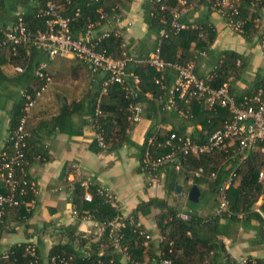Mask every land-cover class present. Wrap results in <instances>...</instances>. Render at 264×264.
Here are the masks:
<instances>
[{"label": "crops", "instance_id": "1", "mask_svg": "<svg viewBox=\"0 0 264 264\" xmlns=\"http://www.w3.org/2000/svg\"><path fill=\"white\" fill-rule=\"evenodd\" d=\"M145 1L133 0L121 20L112 23V27L100 25L93 29L94 33L120 29L128 53L134 58H147L154 49L155 35L148 33L143 21ZM38 8V0H0V30L8 31L17 16H30ZM184 20L188 24L207 21L215 32V39L207 51L195 54V61L191 63L198 78H206L223 54L232 52L239 59L235 61V72L225 86L232 89L230 95L235 103L264 80V51L260 46V36L264 32V8L257 12L255 31L246 35L232 31L222 15L209 12L203 6L189 11ZM116 33L120 32L116 30ZM191 47L194 48L193 45ZM26 54L30 59L25 62L12 57L6 50L0 52V157L7 154L22 93L37 88L33 72L36 64L45 65L51 81L28 111L25 123L28 135L25 174L36 188L34 200L29 203L31 215L26 218L19 210L6 211L0 220L1 253L5 254L15 244L26 242L34 244L43 256H47L53 245L64 242L62 228L68 226H76L78 233L96 242L102 234L101 226L87 216L78 218L70 202L69 189L74 182L81 180L107 190L113 196L122 219L130 218L139 203L151 198L165 200L177 209L178 214H194L200 218L217 214L220 197L218 201L205 182L196 185L200 195L198 202L192 203L188 200V192L195 185L191 177L175 176L167 171L151 177L139 170L137 146L142 145L149 131L163 134L176 130L196 137L200 125L189 123L180 113L161 109L162 99L147 95L138 105L141 109L139 121L132 122L128 131L132 144L124 143L117 151L104 148L93 151L91 146L97 134L88 112V103L98 80L93 81L88 67L72 54L49 59L44 51L32 47L26 50ZM17 66L22 68V72L15 70ZM98 77H103V74H98ZM202 106L208 109L204 102ZM239 160L237 162L241 163L242 160ZM229 165L224 168L228 169ZM1 180L0 177V190L3 191ZM174 183L172 189L171 184ZM237 184L238 181L233 185ZM176 186L180 187L178 192ZM189 202L194 204L192 210ZM262 202L263 197H260L251 212L235 217H230L227 204L226 210L222 211H227V216L216 220L217 234L213 248L205 254V249L199 247L196 255H205V264H227L228 261L238 264L241 259L253 263L264 261V230L256 214ZM158 213V209L152 208L149 214L138 215L137 224L151 235L147 244L151 245L153 258L147 255L145 264H156L154 255H158L159 231L154 218ZM116 260L118 264H127L123 256Z\"/></svg>", "mask_w": 264, "mask_h": 264}, {"label": "trees", "instance_id": "2", "mask_svg": "<svg viewBox=\"0 0 264 264\" xmlns=\"http://www.w3.org/2000/svg\"><path fill=\"white\" fill-rule=\"evenodd\" d=\"M47 0H38L39 8L27 17L21 16L27 28L32 32L44 31L46 29L45 18L40 17V10L44 8ZM61 7V16L69 18V31L72 37H80L89 26L92 29L100 25H109L121 20L125 12L129 9V5L133 0H52ZM187 3L196 0H184ZM211 2L209 0H197L196 7L203 6L207 11L211 12ZM233 6L237 9V15L231 16V10L223 8V17L225 21L229 17L233 20L243 21L242 35L255 31L254 23L258 10L264 8V0L254 2L253 0H238ZM195 7V8H196ZM179 8L177 0H147L143 4V21L147 26L149 34L155 35V44L152 54L159 49L160 58L169 64H177L181 66L193 65L195 61L194 55L205 53L210 44L215 39V32L207 21L199 24H188L185 22L184 15L180 22L184 23L187 28L177 32L170 30V22L172 20V12ZM78 14L76 15V12ZM191 11V10H190ZM109 36L101 39L96 45L95 50L105 52L106 55L113 59L123 58V51H126L132 62H128L125 67V84L129 91L126 92L123 86L117 83L110 84L107 92L100 96L102 82L106 79V73L99 78L98 75L90 74L94 77L93 81L98 80L97 88L88 103V112L95 127V132L102 138V145H98L97 139L92 143L91 150L99 151L106 149L107 151H117L124 143L131 145L128 131L132 127L130 121L129 107L131 105H139L147 95L161 98L160 108L163 110H172L180 113L189 123L200 125L198 136H188L193 142L203 143L215 131L221 129L226 122L231 119V114L227 108L216 106L215 109H205L202 106V100L198 98H182L176 99L173 108L168 109L166 106L168 91L172 87L175 72L171 68H167L164 72V79L161 84L156 83L159 74L147 63H139L138 61L147 60L132 57L126 48L122 36V30L109 29ZM118 30L120 33H116ZM264 36V32L260 38ZM122 45H125L123 48ZM194 46L192 48L191 46ZM35 48L32 44L19 47L16 54L8 53L22 61L28 60L29 54L26 50ZM3 50H0V52ZM30 59V58H29ZM79 59V58H78ZM239 56L232 52H225L219 63L211 72L214 77L211 86L218 89L227 83L230 76L235 72V61ZM80 60V59H79ZM81 61V60H80ZM82 62V61H81ZM87 66L84 62H82ZM39 64L33 69L35 71ZM46 73V70H44ZM37 88L39 89L44 81L38 78ZM49 76V75H48ZM50 77V76H49ZM96 79V80H95ZM135 79L137 80L135 82ZM227 86V85H226ZM260 87H264V80L258 82L255 87L243 97H239L236 104L242 102L244 98H252ZM35 89V90H36ZM229 95L232 89L227 86ZM231 96V95H230ZM20 110L15 117L13 130L16 128L20 117L23 115L24 100L21 98ZM13 132V131H12ZM178 136H187L176 130H170L163 134L159 131H149L144 138L141 146H137V159L139 161V170L148 176H155L161 171L174 173L175 176L191 177L193 184L199 185L201 181L205 182L212 193L219 201V189L229 179L231 184L225 190L224 195L227 200V211L231 213L230 217H235L240 213L251 212L253 206L260 197L263 202L260 205V211L264 214V183L259 182L258 173L264 164V155L259 150L250 152L246 158L238 163L239 156L237 154L236 142L224 147L214 149L212 152L201 155L187 156L183 160L180 154H176L177 162L162 160L171 152V148L165 146L164 143L170 134ZM12 134V133H11ZM28 135L26 138V147L23 149L24 163L22 170L16 169L15 175L20 180L21 187L24 192L20 194L16 191L14 199L18 201L17 206H5L1 212L0 220L3 219L6 211L16 209L26 218L31 215L29 203L33 202L35 193L30 188V180L25 174V165L27 160ZM7 154L12 153V141L9 138L7 146ZM161 160L156 167L152 168V163ZM241 161V160H239ZM224 166L229 165L228 169ZM178 166V169L176 168ZM2 181V180H1ZM82 181V180H81ZM74 182L69 189L70 202L78 218L87 216L96 221L100 226L107 225L109 222L116 221L121 223L122 237L120 239V247L128 255L127 264H145L144 259L148 255L153 258L150 252L151 245L145 240V235L149 234L143 227L137 224L138 215L145 216L150 213L152 208L159 210L155 216V222L159 231V236L163 239L158 243V255H154L155 263L159 264L161 260L168 259L172 264H205V255H196V249L199 247L209 251L213 248V240L217 234L216 220L219 217L227 216L228 212H220L211 217L200 218L194 214H187V219L183 220L178 216L177 209L168 205L165 200L151 198L147 202H141L130 214V218L122 219L116 208L112 207L103 195L98 193L99 188L92 185L84 188L80 182ZM238 181L237 186L233 184ZM25 184H22V183ZM3 191L0 194H6L7 190L2 181ZM175 183L171 184L174 189ZM91 194V201L84 200V194ZM194 204L189 202V207L193 208ZM257 214L259 219L262 218ZM64 242L53 245L49 250L45 263L42 254L34 244L22 242L11 246L5 254L0 252V264H51L52 258H60L67 261V264H118L117 257L122 256L118 253L108 236V229L102 231L101 237L92 242L85 238L83 234L76 231V226H68L62 228ZM146 243V244H145ZM147 245V246H146ZM33 246L35 249V257L28 254V247ZM208 264V263H206ZM227 264H236L228 261ZM249 264H264V261H255Z\"/></svg>", "mask_w": 264, "mask_h": 264}, {"label": "built area", "instance_id": "3", "mask_svg": "<svg viewBox=\"0 0 264 264\" xmlns=\"http://www.w3.org/2000/svg\"><path fill=\"white\" fill-rule=\"evenodd\" d=\"M179 8L172 12V20L170 22V30L179 31L186 29L187 26L180 22V19L186 15L190 10L194 9L197 0L192 3H187L184 0H177ZM211 4V12H217L224 15L223 8L228 7L231 16L237 15V9L233 6L238 0H209ZM258 2L260 0H253ZM160 3L161 0H156ZM61 7L52 0H47L43 9L40 10V17L45 18L46 29L44 31H37L32 33L24 23L21 16H17L12 27L8 31L0 30V50H6L11 54H16L19 47L27 44H32L36 49L44 51L49 59L64 57L72 54L84 62L90 69L92 74L106 73L107 77L102 82L100 96L107 92L110 84H120L123 89L128 92V86L125 84V67L132 59L128 56L126 51H123V58L113 59L106 55L105 52H98L95 50V45L103 38L109 36L110 30L105 29L100 33H94L91 26L77 38L71 36L69 31V18L61 16ZM78 11L76 12V15ZM229 17L226 21L228 27L235 33L242 34L243 21L233 20ZM260 46L264 51V36L260 40ZM124 48L125 45H122ZM139 63H147L149 66L159 74L156 79L157 84H161L164 79V72L167 68H171L175 72V79L172 87L168 91L166 106L171 109L175 105V100L182 98H198L204 102L208 108L215 109L216 106L227 108L231 114V119L226 122L223 127L213 134L203 143H196L188 136H178L174 133L170 134L164 145L171 148V152L162 160L177 162L176 154H180L183 160L187 156L201 155L212 152L214 149L224 147L225 144H237V154L241 160L254 151L259 150L264 155V87H260L252 98H244L242 102L236 104L233 98L229 95L227 86L223 85L218 89L211 86V81L214 77L210 73L206 78H198L191 65L181 66L177 64H169L164 62L159 56V49L157 48L152 56L147 60L138 61ZM17 72H22L21 67H16ZM45 65L40 64L35 75L44 81L43 85L36 90H25L21 97L24 100L23 115L20 117L16 128L13 130L10 139L12 141L11 155H1L0 157V177L2 178L6 187L7 193L0 194V215L5 206H17L18 201L14 199V194L24 192L21 187L20 180L15 175L16 169L22 170L24 163L23 149L26 147L27 133L25 131V123L27 120L28 111L34 106L37 99L46 90L50 84V77L44 72ZM130 121L138 122L141 115L139 106L131 105L129 107ZM98 144L102 145V138L97 135ZM161 160L152 163V168L156 167ZM178 169V166H176ZM258 180L264 183V164L258 173ZM22 184H25L24 182ZM231 184L229 179L219 189L220 205L217 214L226 210L227 200L224 195L225 190ZM80 185L84 188L90 186L88 181H81ZM30 188L36 193V188L30 182ZM98 193L103 195L112 207L116 208L113 196L105 189L99 188ZM91 194L86 192L84 194L85 201H91ZM262 218V227L264 230V214L257 209L256 211ZM178 216L185 220L188 215L186 213L178 214ZM108 229L109 239L114 249L122 254L125 260H128V255L120 247V239L122 237L121 228L123 225L116 221L109 222L107 225L101 226L102 231ZM158 241L163 238L157 237ZM146 242L151 240V235H145ZM28 254L35 257V249L33 246L28 247ZM252 263L247 259H241L238 264ZM51 264H67V261L60 258H52ZM159 264H172L168 259H163Z\"/></svg>", "mask_w": 264, "mask_h": 264}, {"label": "water", "instance_id": "4", "mask_svg": "<svg viewBox=\"0 0 264 264\" xmlns=\"http://www.w3.org/2000/svg\"><path fill=\"white\" fill-rule=\"evenodd\" d=\"M175 190H180L179 186H176ZM200 191L196 185H193L188 192V200L192 203H197L199 199Z\"/></svg>", "mask_w": 264, "mask_h": 264}, {"label": "rangeland", "instance_id": "5", "mask_svg": "<svg viewBox=\"0 0 264 264\" xmlns=\"http://www.w3.org/2000/svg\"><path fill=\"white\" fill-rule=\"evenodd\" d=\"M264 159V158H263ZM35 246V245H34ZM41 253V252H40ZM42 257H43V261H44V263H45V260H46V256H43L42 255Z\"/></svg>", "mask_w": 264, "mask_h": 264}]
</instances>
